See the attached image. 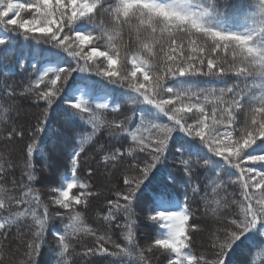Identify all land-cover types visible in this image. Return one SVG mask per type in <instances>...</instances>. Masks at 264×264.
Here are the masks:
<instances>
[{"label":"snow or ice","instance_id":"6c2138e0","mask_svg":"<svg viewBox=\"0 0 264 264\" xmlns=\"http://www.w3.org/2000/svg\"><path fill=\"white\" fill-rule=\"evenodd\" d=\"M10 56L23 79L0 71V264H231L242 246L252 264L264 247V0H0V68ZM25 103L28 124L14 115ZM166 162L171 184L147 196ZM61 166L69 175L50 186ZM94 203L102 231L83 227ZM201 205L218 225L205 252ZM142 226L155 234L141 243ZM81 233L93 241L77 259Z\"/></svg>","mask_w":264,"mask_h":264},{"label":"trees","instance_id":"16d2710c","mask_svg":"<svg viewBox=\"0 0 264 264\" xmlns=\"http://www.w3.org/2000/svg\"><path fill=\"white\" fill-rule=\"evenodd\" d=\"M15 60L16 58L14 56H10L7 61V66L0 68V71L8 75L9 83L20 84L22 82L23 77L17 74L20 72V69L15 68ZM116 67H119V65L117 64ZM34 112H35V109L30 108L28 104L25 103L21 106L19 112L14 115H18L19 121L21 123L28 124V123L34 122V116H33ZM53 117L54 119L51 122L52 126L48 130V133L46 137L44 138V143L49 145V147H51L52 143L57 140L60 134V131H62L61 126L64 124V117L59 113V111L54 112ZM108 118L111 119L110 116ZM86 137H87V133L85 132L84 133L85 140H86ZM62 138L66 140L67 136L65 135ZM85 146L88 147L87 144H85ZM37 152L38 154H44V149L42 147L38 148ZM93 154H94V149L88 148V155L92 156ZM54 155H58V153H54ZM169 163L166 162L165 164L158 166V169L154 171L149 181H146V187L144 189V192L147 196L154 197L156 195L154 190H163V185L165 183L171 184V182L168 181V175L173 172V169ZM35 166L39 168L40 164L36 163ZM93 167H96V165L93 164ZM59 172H60V175L54 178L53 183L50 186H56L58 182L64 180L67 177V175H69L68 173L65 172L63 166L60 167ZM17 174L19 175V172ZM45 175H49V173H45ZM85 175H86V172H85ZM94 178L97 180L98 184L100 185H103L104 183L109 184V178L107 177V174L103 171V169H101V171ZM110 186L111 185L109 184L107 188ZM33 187L40 194L42 202L47 203L48 197L46 193L49 190L48 187H45L44 185H41V184H35L33 185ZM107 188H105L104 190V186H103V187H98L96 189V191L102 194L101 202H99L100 207H103V204L106 203V201H103L102 198H103V195H107ZM74 191L75 189H73L70 192V195H72V192ZM167 191L170 193L171 197L177 201L183 198L184 189L182 185L179 186L177 184V185L171 186L167 189ZM209 191L211 192V185H209ZM228 193L229 194L232 193L231 188L228 189ZM224 196H225L224 192H219L218 195L210 196L209 203L213 207H215V201ZM153 202L155 203V200ZM193 207H196V205L194 204ZM203 213H204V208L201 205V215L199 219H200V227L202 231L196 238L197 249L201 252L207 251L209 235L213 230H215L216 227H218V225L214 223L212 219L211 209L208 210L207 215H204ZM103 215L104 213L99 212V207H97L96 203H94L93 207L86 213V216L84 218L83 227L99 229L100 231H102L100 225H101ZM149 223L151 222H148V221L144 222V224H149ZM153 234H155L154 228H148V227H143V226L141 227L140 231L136 233L138 240H141V237H144L146 235H153ZM81 236H82V240L80 241V244L77 247V257H76L77 259L79 258V253L83 252L84 247L87 245H91L93 241V238L90 237L87 233H81ZM52 243L54 244V241H52ZM141 243H142V240H141ZM48 255L49 253L45 252V254L41 257V260L42 261L47 260ZM72 258L73 257H69V259H72ZM151 259H152V264H160L162 257L156 256V257H152ZM251 259H252V264H264V247L255 249L252 254ZM247 260H248V248L246 247L242 246L240 249H237L236 252L231 254V264H247Z\"/></svg>","mask_w":264,"mask_h":264},{"label":"rangeland","instance_id":"374dc122","mask_svg":"<svg viewBox=\"0 0 264 264\" xmlns=\"http://www.w3.org/2000/svg\"><path fill=\"white\" fill-rule=\"evenodd\" d=\"M108 185H109L108 183H104V184H103V186H104V190H105V188H107Z\"/></svg>","mask_w":264,"mask_h":264}]
</instances>
